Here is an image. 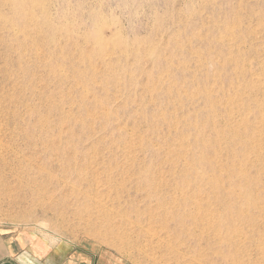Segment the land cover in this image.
<instances>
[{"label":"rangeland","instance_id":"obj_1","mask_svg":"<svg viewBox=\"0 0 264 264\" xmlns=\"http://www.w3.org/2000/svg\"><path fill=\"white\" fill-rule=\"evenodd\" d=\"M261 204L264 0H0L2 238L264 264Z\"/></svg>","mask_w":264,"mask_h":264},{"label":"crops","instance_id":"obj_2","mask_svg":"<svg viewBox=\"0 0 264 264\" xmlns=\"http://www.w3.org/2000/svg\"><path fill=\"white\" fill-rule=\"evenodd\" d=\"M2 233L0 232V264H104L98 255L71 244H55L40 239H29L28 242L16 239L8 241L7 237H1Z\"/></svg>","mask_w":264,"mask_h":264},{"label":"bare ground","instance_id":"obj_3","mask_svg":"<svg viewBox=\"0 0 264 264\" xmlns=\"http://www.w3.org/2000/svg\"><path fill=\"white\" fill-rule=\"evenodd\" d=\"M259 215H260L262 218H264V204L259 205ZM261 222H262L263 225H264V219H261ZM259 234H260V232H259Z\"/></svg>","mask_w":264,"mask_h":264}]
</instances>
